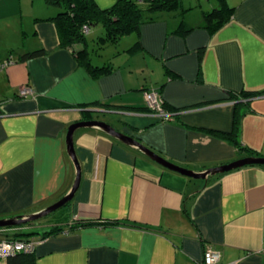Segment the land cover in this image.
<instances>
[{
  "label": "crops",
  "instance_id": "obj_1",
  "mask_svg": "<svg viewBox=\"0 0 264 264\" xmlns=\"http://www.w3.org/2000/svg\"><path fill=\"white\" fill-rule=\"evenodd\" d=\"M24 1L0 0V61L15 60L0 70V219L39 212L70 191L76 167L67 133L85 119L107 121L201 172L250 156L212 132L232 131L237 111L242 144L264 156V94L242 95L264 91V0H227L234 13L214 33L204 13L219 1L182 0L181 9L145 20L140 53L100 78L61 46L51 20L60 9L24 13ZM182 22L194 27L185 36L175 33ZM22 31L32 43L17 50ZM37 49L46 53L21 59ZM27 85L35 93L24 97ZM152 90L173 109L170 118L148 107ZM74 140L81 184L63 216L40 231L30 225L36 264H201L207 248L220 264H264V165L196 179L99 128L78 129ZM84 221L95 223L43 238L50 226Z\"/></svg>",
  "mask_w": 264,
  "mask_h": 264
},
{
  "label": "trees",
  "instance_id": "obj_2",
  "mask_svg": "<svg viewBox=\"0 0 264 264\" xmlns=\"http://www.w3.org/2000/svg\"><path fill=\"white\" fill-rule=\"evenodd\" d=\"M49 4L58 7L60 10L51 20L56 22L61 46L71 49L80 65L84 66L94 78H100L111 74L114 71L112 62H104V64H96L93 62L92 51L90 49L89 40L85 27L91 31L92 26L102 25L104 34H101L96 39V43L100 46L107 44H119L121 39L132 33H136L139 37L137 41L128 48V52L134 54L141 50L142 44L140 40L141 28L145 20H154L156 15L161 12H173L181 9L182 0H115L114 4L107 8H101L96 0H47ZM219 6L204 13L205 27L214 33L226 24L234 13V8L231 7L227 0H218ZM194 27L188 26L182 22L175 33L180 36L187 35ZM75 45H80V49L76 50ZM43 49L29 51L21 56L22 60H27L45 54ZM159 92V91H158ZM264 94V91L243 93L244 97H254ZM166 109L173 111L172 108L165 104ZM241 117L235 111V120L233 130L230 132L215 131L213 133L226 137L231 140L239 151L247 150L250 156L257 155L250 147L242 144L239 134V124ZM259 156V155H257ZM69 204V203H68ZM67 205V204H66ZM65 205V206H66ZM93 221L80 222L77 225L62 227L58 225L50 226L43 233V238L58 234L66 228L72 230L73 226H86L94 224ZM116 221H104L102 224H114ZM118 223V222H117ZM34 224V221L22 225L17 228H23L26 225ZM74 227V228H75ZM36 234L35 231H25L24 228L13 233L11 236L17 239L24 238L30 240ZM8 264H36L35 251L32 253H18L8 257Z\"/></svg>",
  "mask_w": 264,
  "mask_h": 264
},
{
  "label": "water",
  "instance_id": "obj_3",
  "mask_svg": "<svg viewBox=\"0 0 264 264\" xmlns=\"http://www.w3.org/2000/svg\"><path fill=\"white\" fill-rule=\"evenodd\" d=\"M99 128L104 132L108 133L109 135L115 137L116 139L122 141L123 143L131 146L137 147L140 151L150 157L152 160L156 161L160 165L164 166L165 168L171 169L173 171L179 172L185 176L196 178V179H208L210 176L218 175L222 173L229 172L234 169L242 168L248 165H264V156H247L230 163L213 167L210 169H206L204 171L198 172L194 171L180 165H177L168 159L164 158L151 148L147 147L143 144L140 140L136 139L135 137L128 135L125 132L118 130L114 125L111 123L99 120V119H85L82 121H78L73 123L67 133V147L70 156L72 157L75 167H76V177L73 182V185L68 193H66L59 201L56 203L48 206L47 208L27 215H20L10 218H3L0 219V228L2 227H15L18 225H22L28 222L36 221L43 216H46L68 204L72 201L80 187L81 179H82V165L78 159L77 151L75 148V132L81 128Z\"/></svg>",
  "mask_w": 264,
  "mask_h": 264
},
{
  "label": "rangeland",
  "instance_id": "obj_4",
  "mask_svg": "<svg viewBox=\"0 0 264 264\" xmlns=\"http://www.w3.org/2000/svg\"><path fill=\"white\" fill-rule=\"evenodd\" d=\"M35 2L36 3L34 4L32 0H25L24 1V10H25L24 13H31V11L33 9L41 10L43 8L44 9H48L49 7H52V6H50L51 4H49L47 0H41L40 2L35 0ZM51 9L54 10V8H51ZM194 15H195V12H193V16ZM25 21L27 22L26 19H25ZM104 29L105 28L102 25H94V26H92L91 31H89L87 33L90 49L92 51L93 62L96 63V64H104V62H109L110 61V62H114L116 64V66L118 65L117 67H119V64L121 62H123V60L125 58H129L130 57L131 53H129L127 50H128L129 47H131L134 44V42H135L134 39L136 38L137 34L136 33H132V34H128V35L124 36L121 39L119 44H107L105 46H100L99 44L96 43V39L101 34H104ZM24 34H23V31H22L18 37H15L13 39L14 44L17 46V50H23L24 47L29 46L32 43V41L30 40L32 38V36H27V35H24ZM138 53H140V52H138ZM9 60H12L13 63H15V60H13L11 58L6 60V61L4 60L3 62L0 61V63H5V62H7ZM165 71H167V70H165ZM159 72H160V68L156 65L155 66V72L152 73V76H155V78H158ZM139 74H143V72L140 71ZM145 76H149V72L148 71H147V73L145 75H142L141 77H145ZM24 87H30V86L29 85L22 86L21 90ZM30 88H32V87H30ZM148 92H150V91H146V93H145V99H146V94ZM146 101H147V99H146ZM64 207H62V208H60V209H58V210L46 215V216H43L42 218L34 221V224H31V225H35V223H36V225H44V226H40L41 228H38L39 231H40L41 229H43V227H46L49 224L54 223L60 216H63V213L65 212V208ZM10 229H12V227H2V228H0V233L3 234V235H7L9 233L8 231ZM24 230L26 232L27 231H31L30 225L24 227ZM14 239H17V236ZM18 240H25V239L24 238H19ZM4 260L5 259L0 260V263H2V261H4Z\"/></svg>",
  "mask_w": 264,
  "mask_h": 264
},
{
  "label": "built area",
  "instance_id": "obj_5",
  "mask_svg": "<svg viewBox=\"0 0 264 264\" xmlns=\"http://www.w3.org/2000/svg\"><path fill=\"white\" fill-rule=\"evenodd\" d=\"M89 28L85 27V32H89ZM13 61L9 60L5 63H0V70L8 67ZM34 89L30 87H24L21 90V95L24 97H29L34 95ZM147 105L150 110L155 111L164 118H170L172 116V111H167L165 107V102L161 95L156 90H152L146 94ZM36 241L33 239L28 240H18L13 237H0V260H7L8 257L14 256L18 253H32L35 251ZM220 255L217 251L211 248H207L204 253V258L201 264H220Z\"/></svg>",
  "mask_w": 264,
  "mask_h": 264
},
{
  "label": "bare ground",
  "instance_id": "obj_6",
  "mask_svg": "<svg viewBox=\"0 0 264 264\" xmlns=\"http://www.w3.org/2000/svg\"><path fill=\"white\" fill-rule=\"evenodd\" d=\"M0 235H3V234L0 233ZM34 241H35V240H34Z\"/></svg>",
  "mask_w": 264,
  "mask_h": 264
}]
</instances>
